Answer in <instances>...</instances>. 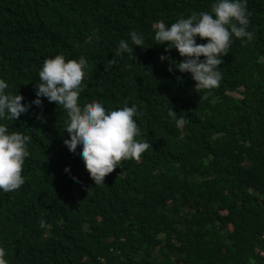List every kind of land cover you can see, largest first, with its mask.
Masks as SVG:
<instances>
[{
    "label": "trees",
    "instance_id": "16d2710c",
    "mask_svg": "<svg viewBox=\"0 0 264 264\" xmlns=\"http://www.w3.org/2000/svg\"><path fill=\"white\" fill-rule=\"evenodd\" d=\"M211 3L0 0L7 92L30 103L46 57L84 56L81 106L136 104L138 139L151 145L95 185L80 150L70 153L63 143L67 117L55 102L41 97V107L0 120L30 137L25 183L0 190L8 264H248L249 257L264 264V0H247L253 38H232L213 89L195 88L189 73L169 72L160 55L183 57L154 39L157 21L170 25ZM132 31L143 34V48L109 63L120 39L131 44ZM170 108L187 118L182 127Z\"/></svg>",
    "mask_w": 264,
    "mask_h": 264
},
{
    "label": "clouds",
    "instance_id": "9594fccd",
    "mask_svg": "<svg viewBox=\"0 0 264 264\" xmlns=\"http://www.w3.org/2000/svg\"><path fill=\"white\" fill-rule=\"evenodd\" d=\"M246 5L247 0H212L209 11L181 16L170 25L157 21L154 39L158 44L166 43L165 52L174 48L183 57L176 62L162 54L159 59L169 60V72L175 68L181 73H189L195 88L217 87L222 78L218 66L222 64L232 38H240L241 42L253 38V33L248 30L250 13ZM128 35L131 44L120 39L109 63L116 64V57L122 54H131L133 59L134 46L143 48L145 39L142 33L132 31ZM197 38L204 42L197 43ZM91 40L92 37H88V41ZM87 67L84 56L77 59H66L61 54L46 57L38 71L39 82L35 83L36 98L30 103H22L24 97L17 92H7L9 85L0 78V120H17L32 105L41 107V97L55 102L66 112L64 130L68 138L63 140L64 145L73 154L80 150L79 158L90 179L98 185L104 184V178L118 167L121 160L139 159L151 145L138 139L141 130L134 119L138 112L136 104L129 106L125 102L122 107L106 109L100 101L93 100L81 106L79 96ZM168 116L173 118L177 127L187 122L185 116L175 113L172 108ZM29 140L28 135L9 131L0 123V190L11 192L25 183L22 170L25 158L29 156ZM64 171L68 173L69 169L66 167ZM72 182L78 181L72 178ZM39 223L41 227L45 226L43 218ZM0 264H8L3 247H0ZM248 264L256 262L249 257Z\"/></svg>",
    "mask_w": 264,
    "mask_h": 264
},
{
    "label": "water",
    "instance_id": "95a60500",
    "mask_svg": "<svg viewBox=\"0 0 264 264\" xmlns=\"http://www.w3.org/2000/svg\"><path fill=\"white\" fill-rule=\"evenodd\" d=\"M176 263H178V261Z\"/></svg>",
    "mask_w": 264,
    "mask_h": 264
}]
</instances>
